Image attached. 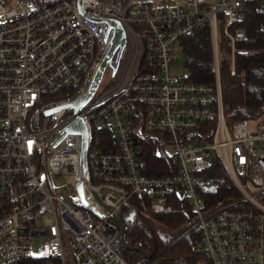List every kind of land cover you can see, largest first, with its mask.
<instances>
[{"label": "built area", "instance_id": "obj_1", "mask_svg": "<svg viewBox=\"0 0 264 264\" xmlns=\"http://www.w3.org/2000/svg\"><path fill=\"white\" fill-rule=\"evenodd\" d=\"M252 11L264 12V0H0V264H131L114 216L170 211L175 190L200 231L202 261L264 264V117L231 129L234 84L221 74L220 43L231 44L235 76L247 39L238 24ZM108 20L126 36L114 81L79 110L84 132L68 130L113 46ZM204 24L210 84L186 80L174 51ZM141 119L162 135L156 154L173 159L176 175L142 171L132 133ZM213 159L238 195L208 204L202 172Z\"/></svg>", "mask_w": 264, "mask_h": 264}, {"label": "trees", "instance_id": "obj_2", "mask_svg": "<svg viewBox=\"0 0 264 264\" xmlns=\"http://www.w3.org/2000/svg\"><path fill=\"white\" fill-rule=\"evenodd\" d=\"M239 26L247 29V39L237 43L235 53L236 75L230 76L232 49L228 41H221V74L225 85V112L228 126L233 129L242 119L260 120L264 117V12L252 11ZM186 56L184 78L203 83L215 81L212 33L204 24L180 40ZM205 127H210L208 124ZM132 133L142 163V171L149 176L176 175V163L165 153L156 154V147L164 144L163 137L149 131L144 122L137 121ZM208 183L202 194L208 204L238 191L219 159L202 172ZM171 198L172 208L167 212L132 213L126 209L122 219L126 226V244L135 250H123L131 264H199L203 256L196 251L200 231L192 226L190 206L177 192Z\"/></svg>", "mask_w": 264, "mask_h": 264}, {"label": "water", "instance_id": "obj_3", "mask_svg": "<svg viewBox=\"0 0 264 264\" xmlns=\"http://www.w3.org/2000/svg\"><path fill=\"white\" fill-rule=\"evenodd\" d=\"M79 7H82V0H79ZM110 26H114L115 30H116V35L114 37L113 40V46L110 50V53L108 55V57L106 58V60L104 61L102 67L100 68L91 88L89 93L87 94V96L82 99L77 105H76V113H77V117L76 119L73 121V123L68 127V130H72V131H79V132H84V126L82 124V121L79 117V110L82 108V106L92 97V95L94 94V92L97 90L104 70L107 67V65H109L112 68V73L115 74L116 70H117V66L121 57V53L122 50L126 44V36H125V31L124 28L122 26V24L117 21V20H108ZM118 50V51H117ZM116 53V58L113 59V56ZM87 172H88V166H87V150H84L83 153V169H82V179L86 180L87 179ZM115 219L117 220L119 226H120V230H121V240H122V247L125 250H135L134 248L129 247L126 244V226L124 224L123 219L119 216V215H115L114 216Z\"/></svg>", "mask_w": 264, "mask_h": 264}, {"label": "rangeland", "instance_id": "obj_4", "mask_svg": "<svg viewBox=\"0 0 264 264\" xmlns=\"http://www.w3.org/2000/svg\"><path fill=\"white\" fill-rule=\"evenodd\" d=\"M184 1H185V0H180L181 3H183ZM209 1H210V2H215V1H217V0H209ZM174 51L179 52V53H182V58L179 59V60L177 61V66H178V67L183 66L184 68H186V67H185L186 56H184V54H183L181 48H180L179 46L176 45ZM113 81H114V76H113V73H112V69H111V67L109 66V67L107 68V70L105 71L104 75H103V78H102V80H101V82H100V84H99L98 89L101 90V89H105V88H107L110 84H112ZM123 250H124V249H123ZM123 254H124V253H123ZM124 256H125V255H124ZM125 257H126V256H125ZM199 264H209V263H208V262H204V261H202V262H200Z\"/></svg>", "mask_w": 264, "mask_h": 264}]
</instances>
